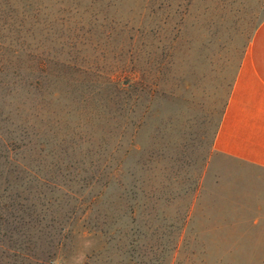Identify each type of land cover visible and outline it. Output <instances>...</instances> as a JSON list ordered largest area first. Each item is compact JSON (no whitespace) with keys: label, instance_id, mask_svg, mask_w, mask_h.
I'll return each instance as SVG.
<instances>
[{"label":"rangeland","instance_id":"1","mask_svg":"<svg viewBox=\"0 0 264 264\" xmlns=\"http://www.w3.org/2000/svg\"><path fill=\"white\" fill-rule=\"evenodd\" d=\"M263 18L264 0H0V264H264V182L211 150Z\"/></svg>","mask_w":264,"mask_h":264},{"label":"crops","instance_id":"2","mask_svg":"<svg viewBox=\"0 0 264 264\" xmlns=\"http://www.w3.org/2000/svg\"><path fill=\"white\" fill-rule=\"evenodd\" d=\"M211 150L248 166L256 182H264V18L234 74Z\"/></svg>","mask_w":264,"mask_h":264},{"label":"trees","instance_id":"3","mask_svg":"<svg viewBox=\"0 0 264 264\" xmlns=\"http://www.w3.org/2000/svg\"><path fill=\"white\" fill-rule=\"evenodd\" d=\"M149 31H144L141 33V36H146L147 33ZM235 74V72H234ZM234 77V75H233ZM233 77L230 81V84L228 86V90H227V93H226V96H225V100H226V97H227V94L229 92V89H230V85H231V82L233 80ZM142 81L143 79L140 78L139 80L137 81H131L130 79L127 80L123 85V139L124 142H125V145H124V148H123V161L124 160H128L131 155H132V152L133 150L135 149V146H134V143H133V138L135 136V133H136V130L138 129L139 127V122H135L134 121V100L137 96V92H139L141 89H143L141 87L142 84ZM64 86L66 89H64L63 91H58V90H55L51 93V101H55L57 102L59 99H60V96H62V94L65 95H69V96H72V92L74 90V87H75V84H74V80L73 79H69V80H64ZM33 86L34 87H37L38 86V82L35 80L33 82ZM54 90V88H53ZM41 95V93H40ZM44 96H42V98H40V102H43L44 100ZM225 100L222 104V107H221V110H220V113H219V116H218V119L221 115V112H222V109H223V106L225 104ZM84 100L80 99L78 101H76L74 98H70V105H82V102ZM46 103H48V101H45ZM40 108L37 106H35V109H34V116H37V115H40ZM52 118H47V119H44L43 120V127L40 131H36L35 132V136L38 137V136H43L45 140H41L40 142L34 144L36 145V147L38 149H42L46 144H47V140H46V137H45V134L46 133H50V135L52 136L51 139L55 138V132L54 130L56 129L57 130V120L54 118L53 120H50ZM218 122V120H217ZM216 126H217V123L215 125V129H216ZM215 129H214V132H213V136H214V133H215ZM71 134H74L73 132H71ZM213 136H212V139H213ZM30 141V140H29ZM212 142V141H211ZM28 143V142H27ZM27 143L25 144V146L27 145ZM58 146L61 145L59 147L60 150L62 151H65L67 146L64 145L65 143V140L63 137H60L59 141L57 142ZM6 145V144H5ZM24 147V145H23ZM191 202L188 203V205L185 206V209H184V214L183 216L179 219L180 220V225L178 226V229L179 231H183L189 224V220H190V216H189V213H190V210H191Z\"/></svg>","mask_w":264,"mask_h":264}]
</instances>
